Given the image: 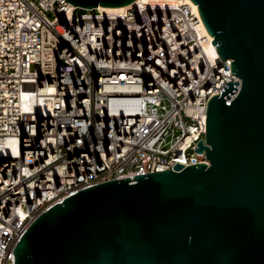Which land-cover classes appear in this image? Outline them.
Instances as JSON below:
<instances>
[{"label":"built area","instance_id":"built-area-1","mask_svg":"<svg viewBox=\"0 0 264 264\" xmlns=\"http://www.w3.org/2000/svg\"><path fill=\"white\" fill-rule=\"evenodd\" d=\"M231 62L188 1L91 18L65 0H0V264L82 190L209 166L194 149L207 146L209 101L225 82H238L226 105L239 92Z\"/></svg>","mask_w":264,"mask_h":264},{"label":"water","instance_id":"water-1","mask_svg":"<svg viewBox=\"0 0 264 264\" xmlns=\"http://www.w3.org/2000/svg\"><path fill=\"white\" fill-rule=\"evenodd\" d=\"M124 10L141 0H65ZM221 61L225 82L206 112L197 164L82 190L41 214L14 264H264V0H185Z\"/></svg>","mask_w":264,"mask_h":264},{"label":"bare ground","instance_id":"bare-ground-1","mask_svg":"<svg viewBox=\"0 0 264 264\" xmlns=\"http://www.w3.org/2000/svg\"><path fill=\"white\" fill-rule=\"evenodd\" d=\"M185 0H141L134 3L132 6H136L139 8H147V9H160V10H175L183 3ZM131 6V7H132ZM124 10H85L81 8H77L71 4V14L74 16H84V17H107V16H119ZM24 92H26V87L23 88ZM230 105V104H229ZM137 175H131L130 180Z\"/></svg>","mask_w":264,"mask_h":264},{"label":"rangeland","instance_id":"rangeland-1","mask_svg":"<svg viewBox=\"0 0 264 264\" xmlns=\"http://www.w3.org/2000/svg\"><path fill=\"white\" fill-rule=\"evenodd\" d=\"M47 17H48V18H51V15H50V14H47ZM142 158L149 159V156L146 155V154H142V155L139 156V159H142ZM137 168H138L139 170H146V169H148V165H146V166H138Z\"/></svg>","mask_w":264,"mask_h":264}]
</instances>
